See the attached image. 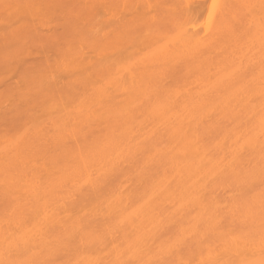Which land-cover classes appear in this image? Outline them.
Returning a JSON list of instances; mask_svg holds the SVG:
<instances>
[{"label":"bare ground","instance_id":"6f19581e","mask_svg":"<svg viewBox=\"0 0 264 264\" xmlns=\"http://www.w3.org/2000/svg\"><path fill=\"white\" fill-rule=\"evenodd\" d=\"M12 1L0 0V10L5 14L14 12L15 10L8 9L9 6L13 7ZM17 1V3L13 1L14 6L21 9L23 7L25 10L24 3H26L29 7H26L27 9L32 8L33 0L28 2L23 0L24 5L21 4L22 0ZM47 1H43L45 5H49L48 2L55 4V0ZM71 1L70 4L74 3L71 5L73 12L77 8L75 5H78L76 3L80 2ZM97 1L88 0L87 3L85 0V6L91 8L87 7L89 13L90 10L94 11L93 3L96 2L98 5ZM106 2L104 3L107 4ZM108 2L114 10H120V6L125 8L128 6L129 12L132 9L151 10L161 7L168 9L167 12L174 13L175 9L182 8L183 12L180 11L176 15L181 18V13L184 14L185 22L176 24L174 21L175 31L169 33L173 38L166 37V40L170 39L166 44L163 41V44L159 42V33L163 29L157 27L158 29L154 30L156 32L152 33L155 38L153 42H157L158 39L155 43L157 46L150 43L152 40L149 39L150 42L146 47L149 51L146 52L144 48L141 52L146 53L140 52L141 57H133L135 60L129 64L127 62L121 64L122 59L119 60L121 57L118 55L119 52L115 51L116 46L113 45L116 54L115 52L112 54L118 55V57L114 55L116 58L112 55L113 59L118 58L120 62L117 63L116 71L120 70L114 74L112 72L108 87H103L104 84L101 83V88L100 84H97L99 88L95 83L91 85L89 82L91 78L88 81L89 76L85 77L86 72L81 73L85 74L86 81L81 76H79L80 81L72 79L76 73L80 75L79 70L86 65V60L82 58L78 49L70 47L72 49L70 50L68 46L67 55H79L73 56L82 58L81 63L85 62V65L84 63L83 66L80 65V69L74 73L72 68L77 65L72 61L74 65L69 67L73 70L72 76L68 78L71 69H67L64 72L69 75L64 78H68L69 85L74 81L82 85V90L88 88L87 91L90 93L83 90L85 94L88 93L86 95L89 96L88 105L86 103L84 105V100L88 98L78 99L84 101V106L72 108L73 113H69L71 116L68 115L67 118L63 117L62 120L56 118L55 120L61 121L58 120L59 122L56 121L55 124L52 122L54 131H57H51L54 132L53 136L51 132H46L47 129L45 133L40 128V124H38L39 128L36 125L33 129L25 126L22 131L18 130L19 133L12 131L15 132V135L11 134L12 136L8 135L10 133H6L5 136L1 133L3 131L0 132L2 135L0 136V264H264V0H123L120 5L115 0ZM112 2L116 3L111 4ZM40 3H37V9L40 8ZM97 5L95 4L94 7L98 8ZM125 8L119 11L120 14L128 12ZM55 9V7L49 8L46 12H55ZM196 10L209 14L203 30L198 27L200 24L197 25L193 21L195 16L193 13ZM44 13L42 14H47ZM117 13L118 11H114L112 17L118 19ZM91 14L87 13V15ZM123 15L121 16L124 18L129 14ZM134 15L136 13L132 15L133 19L140 16ZM150 16L147 19L151 18ZM130 17L126 18L129 22L132 20H129ZM152 18L151 20H154ZM42 19L43 22L47 21ZM149 20L145 23L148 24ZM39 21H37L38 25H41ZM142 22L136 23L139 25ZM18 24L14 28L17 29ZM118 24L119 21L116 25ZM55 25L58 24L46 27L48 32L45 29L41 32H46L42 37L46 36L50 45L63 41L62 37L66 41L69 38L66 37L67 34L66 36L57 34L58 27L63 29L61 23L58 27ZM75 25H73L74 29ZM52 26L57 32L53 33ZM20 27L29 30L31 26ZM20 27L18 26L17 30L13 29L12 33L18 31L20 34L26 30ZM144 27L143 25L139 29L143 30L146 28ZM19 28L23 31H19ZM48 28L53 31L49 32ZM33 29L31 28L32 32ZM150 29L147 28L146 31ZM27 30L29 34L23 33L24 37L18 35V32L14 37L20 36L22 39H17L20 42L30 40L35 35ZM137 30L135 28L133 31L139 33L138 37L141 36L145 44L147 38L144 36L147 33H140ZM134 32H129L134 37L132 39L138 38L135 37L137 35L132 34ZM47 33L51 35L47 36L49 35ZM55 33L56 36L59 35L57 37H61L58 38L59 41L52 37ZM124 33L125 31L122 34ZM101 34L106 36L105 32ZM92 36L89 37L94 38ZM115 36L116 39L119 38L117 34ZM0 37L2 39V34ZM54 38L56 41H53ZM122 38H125V34ZM34 39L30 42L36 41ZM90 40L95 43L99 39ZM138 41L140 42V39L136 40L137 43ZM25 44L27 47L28 44ZM141 44L143 43H139ZM151 44L154 46L149 48ZM62 45L64 47V44ZM30 50L27 53L33 52ZM59 50V52L63 51V49ZM101 55L108 56L106 53ZM11 62L9 61L10 64ZM64 63L54 65L61 68ZM4 64L3 66L7 65L5 62ZM95 64L97 70L93 72L94 69L91 70L90 66V72L96 76L97 82L98 76L106 77L111 70L108 64L103 65L101 62V66H98L99 63ZM27 65L30 69L29 64ZM68 66L64 65L65 68L62 69ZM47 68L50 70L51 67ZM86 68L88 69L89 66ZM26 70L25 73H28V69ZM52 71L55 73V70ZM29 73L28 75H31ZM44 73H39L40 77ZM45 76L47 80L37 76H34L37 79L31 76L27 79V81L36 80L33 86L31 84L34 82L28 83L31 85L28 90H34L32 97L33 95L37 97V93L41 97L43 96L41 93L50 97L49 93L53 91L54 94L56 91L52 77L46 73ZM66 79L59 81V84L65 83ZM61 87L62 85L59 90ZM78 88L76 89L79 91ZM25 90L21 89L19 93L28 92ZM9 93L6 98L0 99V102L13 95ZM68 93L75 96L71 91L65 94ZM83 94L84 92L79 95ZM15 95L16 93L14 97ZM61 96L65 97L63 94ZM69 96L67 95V100L63 99L68 101L72 98ZM44 101L45 97L43 103ZM28 105L29 103L26 105L22 103L21 106L28 108ZM30 105L32 106V103ZM51 106L58 109L54 107L57 105L53 104L49 105V109ZM10 108L8 111L12 113L17 107H13V110ZM29 109V114L34 112ZM43 111L46 113L45 109ZM51 111L53 114L54 110ZM68 111L72 110L68 109ZM65 115L67 116V113ZM48 119L51 123L52 120L49 117ZM46 122L44 124L49 125L48 121ZM6 127L3 133L6 130L10 132ZM46 127L52 128V126Z\"/></svg>","mask_w":264,"mask_h":264},{"label":"rangeland","instance_id":"374dc122","mask_svg":"<svg viewBox=\"0 0 264 264\" xmlns=\"http://www.w3.org/2000/svg\"><path fill=\"white\" fill-rule=\"evenodd\" d=\"M14 1V0H13ZM12 1V3L14 4V2ZM44 0H42V1H40V2H42V3H40L39 2V0H33V1H31L33 4L34 3H40L41 4V6H40V4H38V7L40 6V8H38L37 9V3L36 4H32V8L34 9V11H33V9L31 8V5H30V3H28V5L30 6V8L31 9H27L26 7H28V6H26V3H24L25 4V10L23 9V7H22V9L21 8H19L18 6H14L13 4H11L10 2V4L13 6V7H10L9 6V10L10 11H14V12H10L9 14H10V16H9V14H7V12H6V14L2 11V10H0V18H1V22H0V33L2 34V39H1V37H0V42L2 41L3 43H0V50H3V52L2 51H0V54H1V56H0V84H1V87H0V99H2V98H6V95H8L7 93H9L10 92V90H11V92L9 93V95H11V94H13V95H11V97L9 96V98H7V99H5V100H7V101H1L0 102V105H1V103H2V105L0 106V119L2 120H0V129L2 128V126H3V128L0 130V132L1 131H3L4 132V127L5 126H7L6 128L8 129V130H10V132L8 131L7 132V130L5 131V133H3V132H1L3 135H7L6 133H10V134H8V135H11L13 132L12 131H22V129H24V127L25 126H29L31 129H33V128H36L35 127V125L37 126V128H39V126H40V128H42L43 129V131L45 132V130H46V132H51V131H54V129H53V126H54V124H55V122L56 121H61L62 119L61 118H67V117H69V116H71L70 114L71 113H73V109H77L79 106H84L85 105V103H86V105H88V103H89V96H86L88 93L87 92H89V91H87L88 90V88L86 87V88H84V86H83V90H86L87 92V94H85V91H83L82 89H81V84L79 85V83H75L72 79H78L77 81H80L79 80V76H81V77H84V75L85 74H81V73H84V72H86V75H85V77H88V81L90 80V78H91V80L89 81L90 82V84L92 83V84H104V86L103 87H108V83L110 82V80L112 79V72H113V74H114V72L115 73H117L118 72V70H120V69H118L117 71H116V69L118 68L117 67V63H120L119 62V60L121 61V59H122V61H121V64L122 63H125V62H127L128 64L130 63V62H132V61H134L135 59L133 58V57H136L137 56V58H140L141 57V53L142 54H145L146 52H148L149 50H148V48H146V47H148V44H149V42H148V40L149 39H151L152 40V42H150V43H153L155 46H157L155 43H157L158 42V39H159V42H161V44H163L164 42V44H166L167 43V41H170V39L168 40H166V37L167 38H173V36H171L170 34H172V31H175V27H176V25H174L175 23L177 24V22L178 23H180V24H182L183 22H185V20H184V14L182 15V13H181V18L179 17V15H176V13L178 14L180 11L181 12H183V9L182 8H180V10L179 9H177V10H179V11H177L176 9H175V14L174 13H171V11L170 12H167L168 11V9H161V7H158L159 8V10H157V9H155V8H153V9H151V10H149V9H141L140 8V10L139 9H130L131 11L129 12L128 10V6H126V8L124 7V6H120L119 8H120V10H114V9H112V7H111V5H110V3L108 2V0H96L97 2H98V5H97V3L95 2V3H93L94 4V6H95V4L97 5V6H101L102 8H100L99 9V7L98 8H95L94 6L92 7L93 8V12L90 10V13L88 12V10L89 9H91L90 7H86L85 5V0H83V2H82V0H79V2L81 3H76V4H78V5H75L76 7H74V8H76V10L74 9V11L72 12V4H74V3H72V4H70V1L71 0H48V1H51V2H55V4H57L58 5V7H57V5H55L54 3H52V4H50L48 1V4L49 5H45L44 4V2H43ZM75 2H76V0H74ZM91 1H94V0H89V2H91ZM107 1V2H106ZM116 2H119L118 0H115ZM122 2H123V0H121ZM120 1V2H121ZM6 2V1H5ZM15 2L17 3L18 1L17 0H15ZM20 2V1H19ZM23 0H22V2H21V4H23ZM26 2H28V0L26 1ZM47 2H45V3H47ZM57 2V3H56ZM72 2V1H71ZM88 2V0H87V3H89ZM104 2H106L107 4H105ZM116 2H112L111 4H113V3H116ZM119 2V5L121 4ZM3 3V2H2ZM15 3V4H16ZM109 3V4H108ZM0 4H1V2H0ZM23 4V5H24ZM47 7L48 6V8H45L44 9V5ZM54 4V5H53ZM5 5V4H4ZM20 5V4H19ZM50 5H53V7H55L56 9H55V12L54 11H50L49 13H47L49 10V8H51V9H53V7H50ZM90 5V4H89ZM7 6V5H6ZM74 6V5H73ZM114 6V5H113ZM117 7H118V5H116ZM134 6V5H133ZM14 7H16V9L14 8ZM34 7H36V9L34 8ZM5 8V7H4ZM10 8H13V9H10ZM18 8V9H17ZM29 8V7H28ZM42 8V9H41ZM113 8H115V7H113ZM125 8V10H127L128 12H121V14H120V12L119 11H122L123 9ZM129 8H131L130 6H129ZM134 8V7H133ZM2 9V8H1ZM8 9H5L6 11H8ZM39 9L41 10V11H39ZM59 9V10H58ZM88 9V10H87ZM103 9V10H102ZM109 9H111V10H113V11H111V10H109ZM162 11H161V10ZM20 10V11H19ZM28 10V11H27ZM30 10V11H29ZM38 12H37V11ZM139 10V11H138ZM144 10V11H143ZM147 10H149V11H147ZM167 10V11H166ZM171 10V9H170ZM32 11V12H31ZM47 11V12H46ZM97 11V12H96ZM102 11V12H101ZM111 11V12H110ZM114 11H118V13L117 14H119V15H117V14H114V16H116V17H118L119 16V18L117 19V18H114V17H112V15H113V12ZM142 11V12H141ZM155 13H154V12ZM18 12V13H17ZM24 12H25V14H24ZM30 12V13H29ZM39 12H40V14H39ZM45 12V13H44ZM149 12H151V13H149ZM157 12V13H156ZM14 13H16V14H14ZM32 13H34V14H32ZM42 13H44V14H46V15H43ZM87 13L88 14H91V15H87ZM94 13V14H93ZM109 13H110V15H109ZM125 15V14H129V15H125V17L123 18L121 15H123V14ZM136 13V15H134V16H138V14L141 16H139V18H135L134 17V19L132 18L133 16V14H135ZM143 13V14H142ZM165 13V14H164ZM3 14V15H2ZM21 14V15H20ZM151 16H150V15ZM153 14V15H152ZM155 14H158V15H155ZM161 14V15H160ZM194 15V18H193V21L194 22H196L197 23V25L198 24H200V25H198V27L200 26L201 27V30H203V28H205V26H204V24H206L207 22H208V19H209V14L206 12V14H204V13H202L201 11H199V10H196L194 13H193ZM5 15H7V16H5ZM13 15V16H12ZM15 15H16V17H15ZM30 17H29V16ZM35 15V16H34ZM39 15V16H38ZM43 15V16H42ZM108 15V16H107ZM123 15V16H124ZM152 18V16H154L152 19H154L156 16H159V17H156V19H154V20H151V18H148V19H150L149 21L151 22V21H153V22H149L148 24H146L145 22H148V21H146V20H148L147 19V17H149V16ZM176 15V16H175ZM208 15V16H207ZM19 16V17H18ZM22 16V17H21ZM26 16V17H25ZM40 16H42V17H40ZM45 16V17H44ZM128 16L130 17L129 18V20L130 19H132L130 22L126 19V18H128ZM205 16V17H204ZM6 17V18H5ZM13 17V18H12ZM34 17V18H33ZM106 17V18H105ZM112 17V18H111ZM170 17H171V19H170ZM3 18V19H2ZM16 19V21H15V19ZM42 18H44V20L46 19L47 21L46 22H43L42 20ZM105 18V19H104ZM114 18V19H113ZM169 18V19H168ZM183 18V19H182ZM196 18V19H195ZM205 18V19H204ZM32 19V20H31ZM98 19H100V20H98ZM120 19V20H119ZM137 19V20H136ZM141 19V20H140ZM164 19V20H163ZM175 19V20H174ZM180 19H182V20H180ZM24 21L23 23H25V22H27L28 23V25H27V23L26 24H23L22 23V21ZM27 20V21H26ZM35 20H36V23H35ZM41 22H40V21ZM73 21L72 22V24L73 25H75L76 23V25H75V29H74V26L72 25L71 26V21ZM95 20V21H94ZM106 20H107V22H106ZM117 20V21H116ZM122 20H124V21H122ZM142 22V23H139V25L141 26H139V25H137V23L136 22ZM205 20V21H204ZM6 21V22H5ZM8 21V22H7ZM15 21V23H13ZM30 21V22H29ZM34 21V22H33ZM37 21H39L40 23H41V25H43L44 24V26H45V28H44V26H42L41 27V25H38L39 23L37 22ZM118 21H119V26L118 25H116L117 23H118ZM136 21V22H135ZM174 21H175V23H174ZM12 22V23H11ZM76 22V23H75ZM133 22H135V23H133ZM173 22V23H172ZM201 22H203V23H201ZM4 23V24H3ZM8 23V24H7ZM18 23H20V25L18 24ZM35 23V24H34ZM59 23H61L62 25L61 26H63V29L65 30V32H63L64 30L62 29V27H58V25H59ZM108 23V24H107ZM127 23H128V25H127ZM18 24V26L20 27V26H28V27H30V29L29 30H27L28 28H26V27H20L21 29H25L26 28V30L27 31H31L32 32V30H31V28L33 29V27H34V32H32L33 33V35H35V36H33V38H30V40L31 39H34V37H36V39H34V40H36V41H34V42H36V44L34 43V42H30V40L28 41V40H22V41H25L24 43L21 41H19V40H17L18 38H20V40L22 39L21 37L23 36V33H25L26 32V30L25 31H21V29L19 30V31H21L22 33H20L21 34V37L19 36V37H14L15 35H20L19 34V32L18 31H14V32H18L17 34L15 33H12V31H13V29H15V30H17L18 29V26H17V29L16 28H14V26H16ZM30 24V25H29ZM46 24V25H45ZM47 24H53V26H54V24H58L56 27H58V32L55 30L56 28H53V26H52V28L54 29V31H53V33L56 31L57 32V34H62V35H65V34H67V41L68 40H71V41H66L65 39H64V37H62L63 39V41H59V39L58 38H61V37H57V36H59V35H57L56 36V33L54 34L55 36H52V37H55L56 39H58L57 41H59V43H56V44H54L53 42V44H49L48 42H47V40L48 39H46L45 37H42V36H44V34L46 33V32H48L47 30H46V27H48L49 25H47ZM111 24V25H110ZM164 24V25H163ZM11 27H10V26ZM50 25V26H51ZM106 25H108V26H106ZM136 25V26H135ZM143 25L146 27H144L145 29H139V28H142L143 27ZM149 25V26H148ZM150 25H151V27H150ZM162 25V26H161ZM4 26V27H3ZM40 26V27H39ZM49 26V27H50ZM129 26V27H128ZM139 26V27H138ZM148 26V27H147ZM161 26V27H160ZM171 26V27H170ZM175 26V27H174ZM37 27V28H36ZM77 27V28H76ZM90 27V28H89ZM163 29L162 30V32H160L159 34H160V37H158V39H157V42H153V40L155 39L153 36H152V33L153 32H156V31H154V30H156V29ZM3 28V29H2ZM37 29V31H36V29ZM79 28V29H78ZM81 28V29H80ZM86 28V29H85ZM119 28V29H118ZM129 28H131V29H129ZM135 28H136V30L137 29H139V30H137L138 32H140V33H147V34H145V36H144V38L146 37L147 39H145V40H147V41H145V44H144V42H143V40L141 39L142 37L140 36V37H138V34L139 33H135L133 30H135ZM147 28H152V30L150 31V30H148V31H146V29ZM172 28V29H171ZM5 29V30H4ZM39 29V30H38ZM46 30V32H44V33H41V32H43V30ZM77 29H78V32H76L77 31ZM169 29V30H168ZM171 29V30H170ZM10 31V32H8V31ZM42 30V31H41ZM48 30H49V28H48ZM51 30H49V32L51 31ZM86 30V31H85ZM90 32H89V31ZM117 30H118V32H117ZM164 30H165V32H164ZM3 31H5V32H3ZM40 31V32H39ZM103 31V32H102ZM120 31H122V32H120ZM125 31V38L123 39L122 38V36L124 37V34H122L123 32ZM126 31H129V32H134V33H132V34H135V35H137V36H135V37H138L139 39H140V42L138 41V43L136 42V40H139L138 38H135V39H132V38H134L133 37V35H131V33H129V32H127L126 33ZM160 31V30H159ZM167 31H168V33H167ZM74 32H76V33H74ZM98 32H100V33H98ZM105 32V34H106V36H102V34L101 33H104ZM117 32V33H116ZM164 32V33H163ZM171 32V33H170ZM8 33V34H7ZM10 33H12V34H10ZM26 33H28V32H26ZM89 33V34H88ZM149 33H151L150 35H149ZM163 33V34H162ZM170 33V34H169ZM176 34V32H173V34ZM1 34H0V36H1ZM5 34V35H4ZM29 34V33H28ZM27 34V35H28ZM41 34H43V35H41ZM47 34H49V33H47ZM117 34V36L119 37H117L118 39H116V35ZM121 34V35H120ZM161 34L165 37V39H163L164 37L163 36H161ZM8 35L9 36H11V37H8ZM26 35V36H27ZM46 35V34H45ZM51 35V33L49 34V35H47V36H50ZM92 36V37H94V38H91V37H89V36ZM130 35V36H129ZM171 37H170V36ZM25 36V37H26ZM32 36V34L30 35V37ZM149 36V37H148ZM5 37H6V39H5ZM24 37V36H23ZM29 37V35L27 36V38ZM88 37V38H87ZM100 37L102 38V39H104V40H102V39H100ZM114 37V38H113ZM126 37H127V39H126ZM131 37V38H130ZM151 37V38H150ZM153 37V38H152ZM163 37V38H162ZM12 38H14V39H12ZM46 40H45V39ZM48 38V37H47ZM55 38L53 39V41L55 40ZM129 38V39H128ZM162 38V39H161ZM13 41H12V40ZM25 39V38H24ZM90 39H93L94 41H95V39H99L97 42L95 41V43H92L93 41H91ZM112 39L114 40L113 42H112ZM6 42H5V41ZM39 40V41H38ZM89 40V41H88ZM101 40V41H100ZM125 41L124 43H123V41ZM129 40V41H128ZM132 40L135 42V43H137L138 44V46H137V44H135L134 42H132ZM32 43L33 45L35 44V46L33 47L32 45H30L29 43ZM50 41V40H49ZM52 41V40H51ZM56 41V40H55ZM90 41H91V43H90ZM103 41H105L104 43H102V44H99L100 42H103ZM127 41V42H126ZM162 41H163V43H162ZM13 42H14V44H13ZM16 42V43H15ZM71 42H72V44L73 45H71ZM129 42V43H128ZM143 43V44H141V45H139V43ZM25 43H27L28 44V46L26 47V44ZM38 43V44H37ZM115 43V44H114ZM126 43V44H125ZM5 44V45H4ZM8 44V45H7ZM20 44V45H19ZM25 46H24V45ZM57 44H59V45H57ZM62 44H64V47H63V45ZM66 44H68V45H66ZM88 44H90V46L88 45ZM96 44V45H95ZM100 46H99V45ZM107 45V47H108V49L110 50H108V49H106L107 47H106V45ZM131 44V45H130ZM153 44H151V45H149L150 47L149 48H152V46H154ZM13 45V46H12ZM30 45V46H29ZM38 45V46H37ZM62 45V46H61ZM66 45V46H65ZM102 45V46H101ZM105 45V48L103 47ZM116 46V48L114 47V46ZM118 45V46H117ZM127 45H128V47H127ZM18 46V47H17ZM56 46V47H55ZM69 46V47H68ZM92 46H95V47H92ZM124 46V47H123ZM133 46V47H132ZM3 47V48H2ZM57 48L58 47V49H54V48ZM61 47V48H60ZM68 47V49H70V50H72L73 49V47L74 48H76V49H78L79 50V52L81 53V55H82V58L84 59L85 58V60H86V65H85V62H83L84 63V67H82L81 69H80V65H82L83 66V63H81L82 62V58H77V57H74L73 55H75V54H73L72 56H70V54H68L67 55V52H68V49H66ZM72 49H71V48ZM92 47V48H91ZM122 47V48H121ZM129 47H132V48H129ZM136 47V48H135ZM138 47V48H137ZM7 48V49H6ZM13 48V49H12ZM15 48V49H14ZM16 48H18V49H16ZM22 48H24V49H22ZM28 48V49H27ZM91 48V49H90ZM97 48V49H96ZM115 48V51L117 50L118 52H119V54L118 55H120V59L118 60V58L117 59H113L115 56H117L118 57V55H115L116 54V52L113 50ZM118 48V49H117ZM126 48V49H125ZM144 48H146L145 49V51L146 52H141V51H144ZM154 48V47H153ZM5 49V50H4ZM12 51H11V50ZM22 50V52L20 51V50ZM27 49V50H26ZM31 49V50H30ZM59 49H63V51L62 52H59L60 50ZM7 50V51H6ZM16 50V51H15ZM28 50H30V52H32V53H27V51ZM59 50V51H58ZM104 52H103V51ZM111 50H113L112 52H111ZM17 51H19V52H17ZM25 51V52H24ZM99 51V52H98ZM102 51V52H101ZM125 51V52H124ZM4 54V55H2V53ZM7 52V53H6ZM13 52V53H12ZM21 52V53H20ZM29 52V51H28ZM76 52H78V51H76ZM98 52V53H97ZM111 52V53H110ZM115 52V56L112 54V53H114ZM141 52V53H140ZM8 53H11V54H8ZM61 53V54H60ZM63 53H64V55H63ZM71 53V52H70ZM74 53V52H73ZM100 53V54H99ZM102 53H106V54H108V56L107 55H101ZM137 55H136V54ZM14 54V55H13ZM21 55V56H19V55ZM26 54V55H25ZM31 54H33V55H31ZM65 54H66V57H65ZM76 54H78V53H76ZM110 54V55H109ZM130 54V55H129ZM5 55H8V56H5ZM13 57H15V58H13ZM18 55V56H17ZM25 55V56H24ZM29 55H31V56H29ZM48 55H49V57H48ZM114 57H113V56ZM122 55V56H121ZM132 55V56H131ZM30 57V60H29V57ZM67 56L70 58V60H69V58H67ZM75 56H79V55H75ZM129 56V57H128ZM143 56V55H142ZM4 57V58H3ZM6 57H8V58H6ZM10 57V58H9ZM25 57V58H24ZM28 57V58H27ZM6 58V59H5ZM17 58H19V59H22V60H20L19 61V59H17ZM27 58V59H26ZM39 58H40V60H39ZM48 58V59H47ZM67 58V59H66ZM74 58H76V60H74ZM116 58V57H115ZM125 60H124V59ZM1 59H3L2 61H1ZM10 59V60H9ZM12 59H14V60H12ZM16 59H17V61H16ZM34 59V60H33ZM42 59V60H41ZM60 61H59V60ZM95 59V60H94ZM97 59H100V60H97ZM128 59H130L129 61H128ZM5 60V61H4ZM31 60L33 61V62H31ZM47 60H49L48 62H47ZM66 60V61H65ZM104 61V62H102V61ZM114 60V61H113ZM8 61V62H7ZM9 61L11 62V64L9 63ZM16 61V63H14ZM24 61V62H23ZM67 61H69L70 63H68ZM76 62V64L75 65H77L76 67L74 66L73 67V65H74V63L72 64L71 62ZM84 61V60H83ZM99 61V62H98ZM115 61H117L116 63H115ZM4 62L5 63H7V65L6 66H3V65H5L4 64ZM26 62V63H25ZM27 62H29V63H27ZM40 62H42V64L43 63H46V64H44V65H42ZM51 64H50V63ZM61 62V64L62 63H64V62H66V63H68V64H66V63H64V65L66 66H68L69 64V66L68 67H66V69H62L63 67H64V65H61V66H63V67H61L60 68V66H56V65H54L55 63L57 64V65H60L59 63ZM77 62H78V64H79V66H78V64H77ZM100 62H101V64L103 63V65H104V63L105 64H108V66L110 67V69L109 70H111V72H110V74L109 75H107L106 77H101V76H98L97 78V82L95 81L96 80V76L95 75H92L93 73H91L90 72V66H91V70H93V72H95L96 70H97V66H96V64L95 63H99L98 64V66L100 65ZM20 63V64H19ZM23 63H25V65L27 66V68H26V66H24V64ZM37 63L39 64V65H37ZM81 63V64H80ZM10 64V65H9ZM16 64V65H15ZM23 64V65H22ZM27 64H29V67H30V69L28 68V65ZM53 64V65H52ZM12 65V66H11ZM123 65V64H122ZM8 66H9V68H8ZM20 66V68H18ZM22 66H24V68L22 67ZM38 66H41V67H38ZM44 66V67H43ZM73 67L72 69L74 70V73L76 72V71H78V69H80L79 71V74L80 75H77L78 73H76L75 75V77H73L71 80L73 81L72 83L74 84H72L71 82H70V85H69V82H68V78L70 79L71 78V76H72V74H71V72L73 73V70L71 69V68H69V67ZM86 66H89V68L87 69L86 68ZM101 66V65H100ZM6 67V68H5ZM24 69H22V68ZM47 67H51L50 68V70H48L49 68H47ZM53 67V68H52ZM93 67V68H92ZM122 67H124V66H121V68ZM8 68V69H7ZM45 68H47V69H45ZM65 68V67H64ZM76 68V69H75ZM86 68V69H85ZM100 68V67H99ZM10 69H12V70H10ZM20 69V70H19ZM26 69H28V73H29V71H31L32 73L33 72H35V73H33L34 74V76H37V78H43L44 76H45V73L46 74H48V76H50V77H52V80H54L53 82H55V85L53 84V87L55 86L56 87V94H55V92H54V94L56 95H54L53 94V91L52 92H48L49 94H51V95H53V96H51L50 95V97H48L47 96V94H46V96H44V94L43 93H41L44 97H45V101H44V103H43V100H44V97L42 98L41 97V95L39 96V93H35L36 95H37V97H34V95H33V97H32V92L34 91H32V89H30V91L28 90V87L29 86H33V85H35V82L34 81H36V80H34V81H30V80H28V81H30V82H28L27 81V79L29 78V76H31V77H33V78H35V79H37L36 77H34L33 76V74L32 73H29V74H31V75H28V73H25V71L27 72V70ZM45 69V70H44ZM59 69H61V70H59ZM67 69H71V71H70V76H68L69 74H67L66 73V71L64 72V70H67ZM86 71H85V70ZM6 71V72H3V71ZM14 70V71H13ZM43 70V71H42ZM51 70H55V73L52 71L51 72ZM59 70V71H58ZM83 72H82V71ZM21 71H23V72H21ZM61 71H62V73H61ZM87 71H89L88 73H90V74H88L87 73ZM9 72V73H8ZM45 72V73H44ZM56 72H59V73H56ZM12 73H14V74H12ZM38 75H37V74ZM39 73H41V74H43L44 73V75H42V77H40L41 75H39ZM61 73V74H60ZM65 73V74H64ZM25 74H27L28 76H26ZM36 74V75H35ZM62 74H64V76H62ZM67 74V75H66ZM3 77H2V76ZM8 75V76H7ZM11 75L14 77H11ZM59 75V76H58ZM60 76H62L61 78H60ZM67 77L68 76V78L66 79V78H64V77ZM74 76V75H73ZM93 76V77H92ZM94 76H95V78H94ZM5 77V78H4ZM16 77V78H15ZM46 77V76H45ZM44 77V78H45ZM85 77H84V80L86 81V79H85ZM4 78V79H3ZM57 78H59V79H57ZM64 78V79H63ZM94 78V79H93ZM60 79H62V80H60ZM67 80L65 83H63L62 84V82H60L61 84H59V81H63V80ZM4 80V81H3ZM18 80H20V81H18ZM31 80H33V79H31ZM39 80V79H38ZM45 80H47V78H45ZM50 80V79H49ZM2 81V82H1ZM14 81H15V83L17 84H14ZM23 81V82H22ZM81 81H83V78H82V80ZM99 81H101V82H99ZM32 82H34V83H32ZM67 82H68V85H67ZM20 83V84H19ZM28 83H32L31 85H28ZM4 86H3V85ZM7 84V85H6ZM58 84V85H57ZM91 84V85H92ZM100 84V86L99 85H97V88H101V85ZM19 85V86H18ZM62 85V87L60 88V90H59V87ZM63 85H65V86H63ZM77 85H79V86H77V87H79L78 89H79V91L76 89L77 87L76 86ZM89 85V84H88ZM5 86H7V87H5ZM21 86V87H20ZM23 86H26L25 88H22ZM59 86V87H58ZM94 86V85H93ZM93 86H90L91 88L93 87ZM99 86V87H98ZM5 87V88H4ZM10 87V88H9ZM65 87V88H64ZM66 87L68 88V89H66ZM71 87H76L75 89L77 90H75V89H71ZM24 91L25 89L28 91V92H25V93H22L21 92V94L19 93V91H21V89ZM66 90V92L63 90ZM6 89V90H5ZM95 89H96V87H95ZM9 90V91H8ZM25 90V91H26ZM69 90V91H68ZM73 90V91H72ZM81 90H82V92H84V94L83 95H79L80 93H82L81 92ZM12 91H16V92H12ZM18 91V92H17ZM62 91H64V92H62ZM72 92V94L73 93H75L74 95V97H77V98H74L73 97V95L71 96L69 93L68 94H65V93H67V92ZM78 92V94L76 93V92ZM4 92V93H3ZM6 92V93H5ZM58 92H61L62 94H63V96L65 95V97H63V98H66L67 97V95L69 96H71L72 98L70 99L69 98V102L68 101H66L68 98H66V100H64L63 98H62V94L60 95ZM92 92V91H91ZM3 95H2V94ZM14 93H16V95H15V97H14ZM28 93H30V95L28 94ZM90 93V92H89ZM35 95V96H36ZM4 96V97H3ZM69 96V97H70ZM82 96H84V97H82ZM8 97V96H7ZM14 97V98H13ZM39 97V98H38ZM52 97V98H51ZM55 97V98H54ZM61 97V98H60ZM80 97H82V98H80ZM12 100H11V99ZM51 98V99H50ZM57 98V99H56ZM74 98V99H73ZM85 98H88V99H86V100H84ZM43 99V100H42ZM49 99V100H48ZM53 99V100H52ZM56 99V100H55ZM61 99H63L62 101H61ZM78 99H83L84 101H82L81 102V100H78ZM16 100H17V102H16ZM27 100V101H26ZM40 100H42V101H40ZM51 100V101H50ZM57 101L56 103H55V101ZM60 100V101H59ZM71 100V101H70ZM11 101H12V103H11ZM13 101H15V102H13ZM54 101V102H53ZM74 101V102H73ZM81 103H80V102ZM6 102H8L7 104L8 105H6ZM19 102H21V103H19ZM26 102V103H25ZM29 103V105H28V108H24L23 106H21L22 105V103L23 104H28ZM49 104H48V103ZM53 102V103H52ZM59 102V103H58ZM66 102V103H65ZM76 102H79V103H76ZM83 102H84V105H83ZM15 103V104H14ZM30 103H32V106L30 105ZM63 103V104H62ZM65 103V104H64ZM68 103V104H67ZM70 103H73V104H70ZM76 103V104H75ZM5 104V105H4ZM16 104H20V105H17L16 106ZM44 104V105H43ZM50 104H53V105H57V107L56 106H54L55 108H58L57 110L56 109H54L52 106H51V108L49 109V105ZM61 104V105H60ZM12 105H14V106H12ZM40 105V106H39ZM63 105V106H62ZM69 105V106H68ZM5 106H7V107H5ZM8 106H10V107H12V109L10 108V107H8ZM20 106V108H18ZM34 106V107H33ZM36 106V107H35ZM48 106V107H47ZM61 108H59V107ZM65 107V108H62V107ZM2 107V108H1ZM4 107V108H3ZM13 107L15 108V107H17V108H15L14 109V111H12V113L14 112L15 114H12L11 113V111H8L9 109L8 108H10L11 110H13ZM21 107H22V109H21ZM25 107H27V106H25ZM31 107V108H30ZM44 107H46V108H44ZM69 107V108H68ZM77 107V108H76ZM25 109V111H24V109ZM30 108V109H29ZM40 108H42L41 109V111H39L40 110ZM45 109V112L46 113H44V109ZM48 108V109H47ZM69 110H72V111H68V109ZM73 108V109H72ZM27 109V110H26ZM28 109L29 110H34V112H30L31 114H29V112H28ZM60 109V110H59ZM63 109V110H62ZM7 110V111H6ZM21 110H23L21 113H19ZM51 110H54L53 111V114H52V111ZM16 111V112H15ZM39 111V112H38ZM48 111V112H47ZM57 111V112H56ZM62 111V112H61ZM64 111H66L65 113H67V116L65 115V113L62 115L61 113H63ZM5 112V113H4ZM59 112V113H58ZM74 112H76V111H74ZM41 113V115H39ZM49 113V114H48ZM54 113H55V116H54ZM70 113V114H69ZM4 114H6V115H4ZM32 114H34V115H32ZM52 114V115H51ZM61 114V115H60ZM75 114V113H74ZM74 114H72V115H74ZM17 115V116H16ZM29 115V116H28ZM51 115V116H50ZM56 115H57V117H56ZM59 115V116H58ZM69 115V116H68ZM6 117V119L5 118H3V117ZM11 116V117H10ZM14 116V117H13ZM26 116V117H25ZM54 118H53V117ZM13 117V118H12ZM17 117V118H16ZM34 117V118H33ZM38 117H40V118H38ZM48 117L52 120L51 121V123L52 122H54V124L53 125H51V123H49V119H48ZM52 117V118H51ZM19 118H23L22 120L21 119H19ZM27 118H29V119H27ZM36 118H38V119H40V120H38V119H36ZM56 118H60V119H58V120H55ZM13 119V120H12ZM14 119H15V122H14ZM24 119H25V121H24ZM34 119V120H33ZM44 119V120H43ZM4 120V121H3ZM19 121V123L17 122V121ZM55 120V121H54ZM9 121V122H8ZM24 121V122H23ZM27 121V123H25ZM38 121V122H37ZM45 121V122H44ZM46 121H48V123H49V125L47 124H44V123H47ZM58 121V122H59ZM2 123V124H1ZM13 123V124H12ZM21 123V124H20ZM60 123H62V122H60ZM59 123V124H60ZM14 124H15V128H13L14 127ZM25 124V125H24ZM31 124H33L32 125V127L30 126ZM38 124H40L39 126H38ZM58 124V123H57ZM13 125V126H12ZM17 125H19V126H17ZM23 125V126H22ZM44 125V126H43ZM12 126V127H11ZM34 126V127H33ZM42 126V127H41ZM46 126H52V128L50 129L49 127H46ZM68 126V125H67ZM29 127H27V128H29ZM61 127V126H60ZM19 128V129H18ZM21 128V129H20ZM55 128V127H54ZM56 128H58V127H56ZM12 129V130H11ZM16 129V130H15ZM26 129V128H25ZM28 130V129H27ZM27 130H24V131H26L27 132ZM39 132L41 131V129H37ZM56 130H58V129H56ZM19 131L17 132V133H19ZM23 131V132H24ZM58 131H60V130H58ZM36 132V131H35ZM45 132V133H46ZM54 132H57V131H54ZM54 132H51L52 133V136H53V133ZM0 133V134H1ZM15 133V132H14ZM13 133V134H14ZM16 133V134H17ZM42 133V132H41ZM12 134V135H13ZM20 134H22V132H20ZM42 134H44V133H42ZM48 134V133H47ZM46 134V135H47ZM11 135V136H12ZM15 135V134H14ZM57 135V134H56ZM0 136H2V135H0ZM51 136V135H50ZM9 137V136H8Z\"/></svg>","mask_w":264,"mask_h":264}]
</instances>
